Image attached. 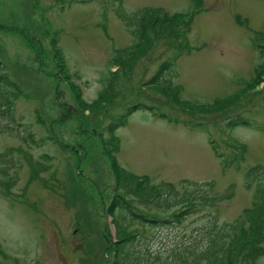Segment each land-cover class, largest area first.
Segmentation results:
<instances>
[{"label": "rangeland", "instance_id": "rangeland-1", "mask_svg": "<svg viewBox=\"0 0 264 264\" xmlns=\"http://www.w3.org/2000/svg\"><path fill=\"white\" fill-rule=\"evenodd\" d=\"M145 6L175 19L124 65L139 40L121 15ZM0 45L25 91L16 132L0 134V264H116L121 197L153 216L171 217L186 194L200 206L179 226L131 224L147 234L133 243L139 253L158 252L162 264L209 213L232 221L253 206L245 171L264 165V0H0ZM176 56L171 88L150 82ZM236 115L247 122L227 126ZM121 168L178 194L148 201L120 182Z\"/></svg>", "mask_w": 264, "mask_h": 264}, {"label": "trees", "instance_id": "trees-1", "mask_svg": "<svg viewBox=\"0 0 264 264\" xmlns=\"http://www.w3.org/2000/svg\"><path fill=\"white\" fill-rule=\"evenodd\" d=\"M115 1L122 5L123 0ZM121 18L131 28L132 34L139 40L138 46L126 49L127 52L131 51V54L129 56L125 55L124 65L132 64L131 62L135 57L137 58L142 52L150 50L156 37L166 32L175 19L173 15H170L162 7L155 6L139 8L133 14L121 15ZM191 30L192 19L189 18L184 22L183 29L181 28L177 33L179 46H181V41L187 42L188 33ZM57 49L60 50L59 47ZM121 50L119 51L120 54L126 51L125 49ZM3 54L0 45V134L16 132L18 128L15 125L16 103L25 94L24 88L18 80L9 73ZM177 56L172 60L165 61L150 82H167L171 88V80L166 78L165 72L173 66ZM113 87L114 82H111L108 88ZM110 96V91H108L101 94L100 99H107ZM128 112H132V110ZM128 117V113H125L118 122L110 123L107 127L108 131L114 133L116 129L126 122ZM244 118L243 115H236L235 118L231 117L227 121V126L244 124L247 122ZM235 160H239V157ZM120 174L123 175V179L120 182H132L136 186L134 192L148 201L152 197L158 203H161L168 200L167 195L172 197L178 194L174 183L152 184L148 176L138 177L126 172L123 168L120 169ZM186 184H192V182L186 181ZM201 184L200 188H203V186L209 185V182ZM245 185L249 189L254 186L255 201L253 206L246 208L240 216L232 221H221L218 215L209 213L204 225H202L201 229H197L201 230L200 236L190 237L188 238L190 243L174 248L172 252L174 261L171 264H237L239 260L245 264H255L264 255L263 164L253 165L245 171ZM181 196H185V194L181 193ZM115 200L116 209L111 212V215L119 236L116 241L117 246H119L116 264H162V254L158 252L152 253L150 249L141 254L137 246L133 245L135 242L142 241L141 237L143 239L147 238V234L132 229V223L149 227L164 225L175 227L179 226L187 215L200 211V206L197 205L192 195L189 197L187 194L186 198L183 197L180 200V202H185L186 205L180 210H176L177 212L174 211L171 217L142 213L136 206L124 200V197ZM199 200H203L205 203H212L213 199L209 195H202ZM116 210H119L120 213L115 215ZM199 237L202 238L199 240ZM127 244L130 245V248L125 251Z\"/></svg>", "mask_w": 264, "mask_h": 264}]
</instances>
